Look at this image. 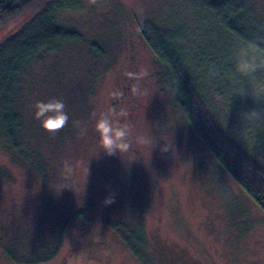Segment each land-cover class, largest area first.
I'll list each match as a JSON object with an SVG mask.
<instances>
[{
    "label": "rangeland",
    "instance_id": "374dc122",
    "mask_svg": "<svg viewBox=\"0 0 264 264\" xmlns=\"http://www.w3.org/2000/svg\"><path fill=\"white\" fill-rule=\"evenodd\" d=\"M32 13L0 28V45L27 25ZM194 14L189 0H79L58 12V22L79 31L85 43L32 63L22 85L24 112L34 122L27 136L50 160L49 173L55 169L48 181L16 162L0 134L5 174L0 176V264H15L6 248L44 256L64 222L60 249L39 264H141L108 224L123 217L141 223L142 254L152 264H264V210L203 150L183 114L162 94L153 54L139 35L168 29L173 18L193 25ZM97 40L105 46L104 57L89 49ZM250 72L245 79L255 94ZM134 77L139 80L128 85L130 95L118 111L112 109V100ZM137 98L142 107L131 116L128 107ZM51 99L64 101L69 116L55 134L35 118L36 103ZM259 100L263 126L253 130L257 135L264 133V92ZM101 114L114 125H128V152H104L95 127ZM234 114L227 113L224 131L234 129L253 142L250 127H242ZM208 123L213 130L226 126ZM149 139L152 145H141ZM108 198L114 202L106 204ZM78 210L87 218L75 220Z\"/></svg>",
    "mask_w": 264,
    "mask_h": 264
},
{
    "label": "trees",
    "instance_id": "16d2710c",
    "mask_svg": "<svg viewBox=\"0 0 264 264\" xmlns=\"http://www.w3.org/2000/svg\"><path fill=\"white\" fill-rule=\"evenodd\" d=\"M78 1L0 0V28L36 11L27 25L0 45L1 138L16 162L46 182L55 169L49 173L53 168L50 160L41 157L39 146L27 136L34 122L24 112L22 85L32 63L85 43L79 31L57 20L59 11L75 7ZM43 3L45 6L40 9ZM189 3L195 12L193 25L191 21L173 18L176 23L168 29L159 26L164 28L138 34L153 54L155 77L162 94L183 114L203 150L264 210V133L253 132L263 126L259 97L264 92V0H189ZM101 43L94 41L89 49L104 57L107 51ZM244 62L255 65L256 70L239 71L237 65ZM249 70L250 79L255 81V94L248 90L245 79ZM132 80L127 79L121 97L112 100V109H120L122 99L130 95L128 85L139 79ZM257 86L261 89L259 93ZM134 101L128 107L131 116L142 107L141 98ZM227 113H235L238 118H234L242 127H250L248 133L254 134L253 142L234 129L224 131L229 127ZM209 120L220 129L226 126L221 131L213 130ZM64 135L58 134L61 141ZM1 175L5 176L0 170ZM76 212L75 220L87 218L85 211ZM108 221L141 264H152L142 254L141 223L125 217ZM65 226L66 222L58 227L56 236L52 235V248L45 247L44 256L18 255L6 248L7 256L15 264H39L53 258L61 247Z\"/></svg>",
    "mask_w": 264,
    "mask_h": 264
},
{
    "label": "clouds",
    "instance_id": "9594fccd",
    "mask_svg": "<svg viewBox=\"0 0 264 264\" xmlns=\"http://www.w3.org/2000/svg\"><path fill=\"white\" fill-rule=\"evenodd\" d=\"M94 3L95 0H89ZM238 70L245 72L247 69L251 71L256 70L255 65H250L247 62L237 65ZM36 112L35 118L41 120L42 127L50 133L55 134L59 130L63 129L68 121L69 116L65 111L66 105L64 101L58 99H51L48 102L38 101L35 105ZM96 130L100 134L101 147L104 152L108 155H114L117 152L124 153L128 152L131 148L130 136L131 132L127 124H121L117 121L114 125L113 121L107 114H101L100 118L96 121ZM86 129L81 131V135L84 134ZM154 142L149 139L142 141L141 145H152ZM163 151H168L165 147ZM114 202L112 198L105 200L106 204Z\"/></svg>",
    "mask_w": 264,
    "mask_h": 264
}]
</instances>
